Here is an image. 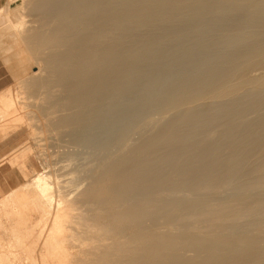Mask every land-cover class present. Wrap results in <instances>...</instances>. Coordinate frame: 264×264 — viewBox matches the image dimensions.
I'll return each mask as SVG.
<instances>
[{"label":"bare ground","instance_id":"obj_1","mask_svg":"<svg viewBox=\"0 0 264 264\" xmlns=\"http://www.w3.org/2000/svg\"><path fill=\"white\" fill-rule=\"evenodd\" d=\"M20 1L10 26L38 66L23 89L80 145L102 140L86 130L112 125L116 101L193 71L129 161L74 189L47 169L8 202L38 214L39 264H264V0ZM10 94L0 124L22 118Z\"/></svg>","mask_w":264,"mask_h":264},{"label":"rangeland","instance_id":"obj_2","mask_svg":"<svg viewBox=\"0 0 264 264\" xmlns=\"http://www.w3.org/2000/svg\"><path fill=\"white\" fill-rule=\"evenodd\" d=\"M22 5L20 0H0V65L7 66L13 74V80H10L11 83L13 82L12 86L3 93L5 95L11 93L9 96L16 102L18 101L16 103L17 107L22 110L21 119H16L17 121H12L11 119L5 121V124L4 122L1 123L2 125L0 124V142L7 139L9 135L12 136L19 133L22 137V144L13 155V163L14 165L17 163L22 164L21 167L25 169L30 160H33L36 170L32 174H27L25 185L19 187L9 195L0 197V264H12L13 262V264H17L18 262L19 264H39V260H41V256L38 257L34 253V248L37 246L34 244V240L37 239L35 223L38 222V214L35 213L33 205L31 202H27L25 204L27 210L21 208L20 205L17 210H12L14 205L12 207L11 204L8 205V202L14 200L19 193L28 191L32 187L34 178L47 169H51L54 172V176L57 174L61 177L58 180L63 181H61V185H64L65 188L73 187L71 189H74L77 186L81 188L86 180L92 177L94 172L101 168V166L107 167L109 164L129 161L130 159L127 158V155L125 156L127 148L131 147L130 145L135 144V142L137 143L138 140L143 139L144 136H147L146 134L159 130L164 120L177 113L178 109H176L173 103L175 98L169 91L170 86L176 80L179 81L181 77H185L193 72L191 70L190 72L189 69L174 68L173 71L166 73V75L163 73L156 77L157 82L155 85L157 86L150 89L143 88L136 94L116 101V105L118 102L119 106L115 107L114 114L117 113L118 116L115 115L117 118H114L115 120L112 125H109L110 117H106L105 124L100 125L97 130H86V134L100 135L99 137L102 140L95 145L97 147L80 145L70 140L66 132L61 135L55 134L45 126L46 124L48 125V121L50 122L52 118L57 116L52 111L46 112L45 115L41 111L45 95L32 96L27 93V90L23 89L22 81H29L30 75L37 72L38 66L20 43L12 25L10 26L9 20L19 21L21 17L20 13H24L18 11L23 7ZM27 18L30 20H27ZM25 20L31 21V18L26 17ZM35 25L33 24V26ZM166 48L164 52H166ZM215 50L213 49V51ZM3 93L1 95H4ZM19 103L21 104L19 105ZM108 103V100L104 101V106L107 108ZM172 104L175 108H173ZM21 120L22 125L20 124ZM7 123L11 125V128L8 127L9 124L7 125ZM35 126L45 127L42 133L44 137L40 135L41 138H36L38 134L34 133L36 131ZM48 165L50 168H48ZM91 185L97 186L96 184ZM11 197L14 198L11 199ZM31 208L33 211L30 210ZM11 210L14 214L9 213ZM94 239L87 241V244L91 242L95 243L97 239ZM76 251L71 250L73 254ZM43 255L47 257L45 252H43ZM31 257L33 260H30Z\"/></svg>","mask_w":264,"mask_h":264},{"label":"crops","instance_id":"obj_3","mask_svg":"<svg viewBox=\"0 0 264 264\" xmlns=\"http://www.w3.org/2000/svg\"><path fill=\"white\" fill-rule=\"evenodd\" d=\"M10 80H13L12 72L7 66L0 65V95L12 86L13 82L11 83ZM9 136L0 142V197L9 195L25 185L27 174H32L36 170L33 160H30L25 169L21 167L22 164L14 165L13 155L22 144V137L19 133Z\"/></svg>","mask_w":264,"mask_h":264}]
</instances>
